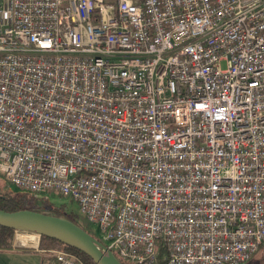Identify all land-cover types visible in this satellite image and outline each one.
<instances>
[{"label":"built area","instance_id":"2783aa9c","mask_svg":"<svg viewBox=\"0 0 264 264\" xmlns=\"http://www.w3.org/2000/svg\"><path fill=\"white\" fill-rule=\"evenodd\" d=\"M0 177L74 202L120 262L244 264L264 244V0H0Z\"/></svg>","mask_w":264,"mask_h":264},{"label":"water","instance_id":"95a60500","mask_svg":"<svg viewBox=\"0 0 264 264\" xmlns=\"http://www.w3.org/2000/svg\"><path fill=\"white\" fill-rule=\"evenodd\" d=\"M0 227L35 233L71 247L94 264H121L115 256L90 234L72 222L30 210L6 212L0 210Z\"/></svg>","mask_w":264,"mask_h":264},{"label":"trees","instance_id":"16d2710c","mask_svg":"<svg viewBox=\"0 0 264 264\" xmlns=\"http://www.w3.org/2000/svg\"><path fill=\"white\" fill-rule=\"evenodd\" d=\"M39 203H36V204H39V205H36L31 195L21 192L14 187L8 188L7 185L3 184L0 180V210L6 211V212H15L19 210H30V211H35V212L42 213L45 215L60 217V218H63V219H66L72 222L76 226L80 227L83 231L90 234L89 231H87V229L84 226H82L80 222H78L77 216L75 214L67 213L65 211L66 210L65 204L56 205L54 203H51L49 199H44ZM16 232H19V231L0 227V252H6L9 250L13 235ZM91 236L93 237V235ZM39 238L40 239H39L38 248L40 251H44V253L50 250L61 249L65 252H68L74 255L80 264H94L92 260L88 258L86 255H84L83 253L71 247L65 246L62 243L46 238L44 236H39ZM260 247L257 249V252L260 249ZM254 254H252V256L244 264H248ZM161 256L162 255L160 254V258ZM51 259L52 257H50L48 254L47 262L49 263ZM121 264H127V263L121 262ZM159 264H164V261L160 259Z\"/></svg>","mask_w":264,"mask_h":264},{"label":"crops","instance_id":"0c3cea01","mask_svg":"<svg viewBox=\"0 0 264 264\" xmlns=\"http://www.w3.org/2000/svg\"><path fill=\"white\" fill-rule=\"evenodd\" d=\"M21 233L13 235L8 251L0 252V264H49L48 252L40 251L37 242Z\"/></svg>","mask_w":264,"mask_h":264},{"label":"rangeland","instance_id":"374dc122","mask_svg":"<svg viewBox=\"0 0 264 264\" xmlns=\"http://www.w3.org/2000/svg\"><path fill=\"white\" fill-rule=\"evenodd\" d=\"M222 66L224 67V65H222ZM0 180H1V182L3 184L7 185L8 188H12V186L10 184H8L2 177H0ZM44 199L43 198L42 199H37V200L33 199V201L36 204V203L41 202ZM46 199H49L51 201V203H54L56 205L65 204L66 205V210L65 211L67 213H72V214H75V215L77 214V207L74 204V202H71L70 200L62 199L60 197L53 196V195L47 197ZM39 204H36V205H39ZM77 220H78V222L81 223L82 226H84L87 229V231H89V233L91 235H93V233L95 232L94 228L90 227L82 217H78L77 216ZM16 233H18V234L21 233L23 236H25V238H31L32 237L34 242L39 243V239H40L39 235H37L35 233L22 232V231H19V232H16ZM32 238H31V240H32ZM48 254H49L50 257L53 256V255H51V253H49V251H48ZM248 264H264V244L260 247L258 252L253 255L252 259L250 260V262Z\"/></svg>","mask_w":264,"mask_h":264}]
</instances>
